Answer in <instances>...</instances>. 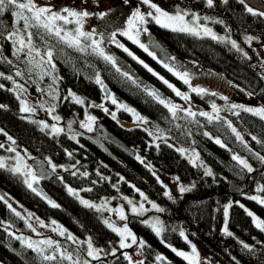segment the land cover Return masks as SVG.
<instances>
[{
  "label": "trees",
  "instance_id": "obj_1",
  "mask_svg": "<svg viewBox=\"0 0 264 264\" xmlns=\"http://www.w3.org/2000/svg\"><path fill=\"white\" fill-rule=\"evenodd\" d=\"M42 1L64 3L69 7V2L74 1L75 8H81L83 4L87 9L97 6L95 2L92 5L93 0ZM109 1L97 0L98 4L110 6ZM154 1L169 12L200 13L201 19L206 18L215 30L232 36L237 47H232L230 38L213 39L193 32L173 31L147 16L143 31L147 29L161 51L174 54V63L186 69L189 82L186 84L181 78L167 75L170 84L165 83L144 67L139 58L129 60L142 74L133 79L93 52L87 40L81 44L85 50L80 51L42 27L30 24L21 31L16 29L13 12L19 9L15 6L9 5L0 13V128L23 149L44 160L49 158L58 168H63L43 183L45 193L51 197L47 200L26 185L22 174L8 166L0 167V220L6 223V227L0 224V262L3 264H72V259H79L84 254L74 242H64L71 259L65 254L51 256L48 252L44 254L29 248L13 231L25 234L31 231L21 215L9 207L4 195L12 201H21L39 217L62 222L78 237H90L93 244L109 252L117 245V233L106 225L104 210L90 207L78 197L83 195L88 200L110 197L116 201L123 194L137 196L138 189L147 192L149 198L158 202V209H162L155 211L162 223L161 238L142 216L130 215L129 223L144 241L134 249H127L126 253L116 251L111 258L98 260L95 264H159L157 256L163 257V252L171 253L167 243L186 246L185 234L195 242L204 264H264V231L255 226L247 212L251 208L264 221V204L250 199L252 196L264 199V191H260L264 189V161L259 159L264 157V119L241 107H232L238 105L235 98L256 100L264 106V47L250 44L264 42V15L249 13L239 0H213L211 6L207 0ZM245 3L257 13L264 12L262 0H245ZM17 32L30 33L36 46L53 52L56 63L53 81L57 85L51 104L54 111L62 117L74 114L81 117L90 112L126 141L134 149L135 156L130 158L116 152V159L109 158L84 137H72L68 132V135L53 133L29 112L21 111V96L11 89L13 83L16 87L18 83L14 78L7 79L15 67L9 51L12 47L17 48ZM123 37L119 34L115 39L119 41ZM247 37H251L252 42ZM132 46L145 62L149 61L155 69L159 67L139 45ZM97 75L101 84L96 83ZM24 77L34 90L37 83L34 78ZM145 77H148L147 81H144ZM151 78L159 86L156 90L162 88L161 91L173 96L174 100L184 103L191 100L206 108L219 104L220 112L201 115V112L183 108L170 110L150 91L154 88ZM171 84L177 86L181 95L169 87ZM104 87L109 89L108 95H105ZM194 88L203 91H193ZM70 92L83 103H76ZM38 95L45 99L44 92ZM185 95L187 100L183 98ZM111 97L141 113L147 119V128L123 124L122 121H129L131 116L124 107H119L113 118L108 110V107H115L110 102ZM233 127L239 133V139L232 131ZM159 132L174 137L186 148L196 147L201 165L191 164L164 139L157 144L151 143L154 133ZM215 135L219 136V144ZM236 154L246 160L253 171L248 172L233 160ZM148 163L155 165L157 170L175 173L184 184L191 186L179 196L165 195L166 191ZM209 170L211 175L206 174ZM49 201L58 207H53ZM227 205H231L228 208L231 235L223 230ZM245 244L249 247L245 248ZM126 255L131 259H126ZM45 256L54 259H45Z\"/></svg>",
  "mask_w": 264,
  "mask_h": 264
},
{
  "label": "rangeland",
  "instance_id": "obj_2",
  "mask_svg": "<svg viewBox=\"0 0 264 264\" xmlns=\"http://www.w3.org/2000/svg\"><path fill=\"white\" fill-rule=\"evenodd\" d=\"M264 1V0H262ZM23 2H27V0H23ZM95 5L91 9H87L85 4L81 5V8H75L74 1L69 2L70 7L67 6L66 4L62 3L61 5L57 3H43L42 0H34V3L37 7H43L49 9L50 12L52 13H57L60 15H67V13L64 11L65 9L69 11H74V12H88L89 15L85 17L82 21V31L92 33V39H95L97 41H101L100 47L104 49V52L107 55H111L114 60H115V67H118L121 72L127 73V75H130L133 79H138L140 78V75L142 74L137 71V66L132 65L130 63V59L136 57V59H140V61H143V64L147 65V69H152V73H155L156 76L162 79L163 82L168 80V76L173 75V77H178L179 76L175 75L174 73H181L182 75L185 74V70L183 66H178L174 63L175 56L174 54L168 53L166 51H161V48L159 45H157L153 38H151V35L147 31H143L144 24L138 25L140 29V35H139V40L141 43H143L147 48L149 52L152 53L151 58L156 61L159 67L156 66L157 69L153 68L151 64L145 62L140 56L139 52H136L134 49L133 45H138L134 44L131 40L127 38V36L122 35V32L127 30L128 28V20L131 18L132 13L139 10L141 13L145 14V19L147 18L146 13L151 11L155 14V9H152L149 4H144L143 0H110V6L106 4H98L97 0L92 1V5ZM151 4L157 5L161 10L168 12L169 14H175L173 12H169V10H165L157 1L150 0ZM74 6V7H72ZM20 11V10H19ZM185 14V13H181ZM24 15L31 16V13L25 11ZM103 17V18H101ZM152 18V17H151ZM69 20L72 21L73 24L72 26L66 25L64 21H56V25L58 27H61L64 31L67 32H72L75 34V29L79 25L75 23L76 18L75 17H68ZM154 20V19H153ZM155 21V20H154ZM15 28L18 30H23L25 28L23 19L16 17L15 16ZM185 23L195 29L196 35H202V36H208L210 37L211 35H207L204 33L203 29L206 27L211 30L212 34H214L217 38L223 37L224 39H229L230 41L233 40L232 36H229L226 33H223V31H217L215 30L212 25L206 21V18L201 19L200 13H193L185 15ZM105 25V27H104ZM104 27V31L101 30V27ZM171 29V28H170ZM100 31V32H99ZM99 32V33H98ZM113 32H115V37H117L119 34L124 36L120 38L119 41L113 37ZM188 32V31H187ZM143 33V34H142ZM194 33V32H193ZM64 33L62 32L61 35ZM16 41H17V48L12 47L10 49V56L12 58V62L15 65V67L12 69V73L10 74L11 78L15 79V82L18 83L17 87L13 83L11 85V89L17 93L16 95L19 94L18 97L21 96L20 102L23 104L22 106H25L30 109L29 114L32 118H36L40 124H43V126L47 125L49 126L50 130L53 133H57L53 131V125H55L58 128V124L60 122V127L63 129V125L65 124L64 119L67 117H62L59 115V112L56 110L54 111V108L52 105L44 104L40 105L37 103V98L39 97V90L43 89L42 92H46L45 96L46 98H49V101H53L54 96L56 95V81H53V67L52 65L56 66V63L54 62L52 57V62L49 64L47 62V56L45 55L48 50L41 49L38 46H36L31 39V49L32 53L29 55V45H28V34L24 35L23 33L17 32L16 34ZM23 38L25 40V47L22 49L23 51H20V45L18 43L19 39ZM83 37H81L82 43L84 42ZM33 41V42H32ZM88 41V45L91 44L90 40ZM115 41V42H114ZM237 43V41H235ZM252 42V40H250ZM81 43V44H82ZM255 43V44H253ZM117 44H122L124 48H127L129 52L132 53L130 56L128 52L124 51V48L117 47ZM251 45L257 46V48L263 49L264 47V42L258 41V42H252L250 43ZM254 47V46H253ZM20 50H19V49ZM142 49V48H141ZM143 50V49H142ZM25 51V52H24ZM37 52L40 53V55H37ZM155 57V58H154ZM134 59V58H133ZM138 59V60H139ZM10 60V59H9ZM264 60V56H263ZM167 65V67L165 66ZM264 65V62H263ZM161 66V67H160ZM169 68L172 69V71H169ZM20 72V75H17L16 73ZM167 73V74H166ZM168 75V76H167ZM24 76H29L31 78H34V80L37 82L36 87L34 90L31 89V86L28 85V82H26ZM148 77L143 78L144 81H147ZM150 78V77H149ZM158 78V79H159ZM153 87L150 88V91L155 93V97H159V101L163 100L164 103L163 105H167L166 107H169V109H185L186 111H198L201 113H208V114H213L214 111L220 112L221 107H219V104H213L216 106V110L213 109V107L206 108V107H201L200 105H197L194 103V101L188 100L187 102H182L181 100L178 99H173V96H167V94L163 91H161L162 88L157 89L159 86H156L157 84L155 83L152 78L150 79ZM142 84L144 82H141ZM170 84V83H168ZM172 85V84H171ZM173 89H178L176 88L177 86L172 85ZM38 90V92L36 91ZM17 91V92H16ZM40 92V93H42ZM41 95V94H40ZM110 102L112 103L113 97L109 98ZM117 101V99H115ZM234 102L238 104L239 106L243 107H251V108H261L264 107L260 103H258L256 100L252 99H234ZM115 107L111 108L108 107V110L111 111V114L113 117H116V111L120 107V105L126 106V108H130L134 110L133 112H130V120L129 121H122L123 124L126 126H143V128H147L146 126V118L143 117L141 113H139L136 109H134L132 106H127L126 104L121 103V101H117L116 104H114ZM212 105V106H213ZM122 108V107H121ZM107 110V111H108ZM24 112V111H23ZM38 114H35V113ZM129 112V111H128ZM54 117H59V119H54ZM89 117H95L94 121H90L88 118ZM139 117V118H138ZM78 126L76 123V127L80 128L83 132H92L95 133L94 129L97 126V123L99 120H97V117L91 114L90 112H87L85 114H82V116L78 117ZM142 118V119H140ZM77 121V120H76ZM88 125L91 124V131L88 130L87 127H81V125ZM64 130V129H63ZM3 129L0 128V147L1 149H5L4 151H0V163H3V167L8 166L12 170L19 167L20 171L19 173L22 174L25 180L28 182H31L32 185L35 182V180H32V175H34L36 178H38L35 174L34 167L30 165V161L35 157V155L31 154L28 149L20 151L18 147L12 148V144L15 143L16 140H14L11 137V140L9 139V135L5 133ZM70 133V132H69ZM77 133V132H74ZM72 134V133H71ZM155 137H152L151 143L157 144L158 142L162 141L164 139L167 144H169L172 147H175L178 152H180L183 156L188 159V161L193 164V165H201V161L199 158V153L197 151V148L194 147H188L181 145L176 141V139L171 137L170 135H166L165 133H154ZM73 137V135H71ZM219 140V136L215 135L213 136ZM14 142V143H13ZM11 144V145H10ZM183 150V151H181ZM19 154V155H17ZM235 156H239L236 154ZM240 157V156H239ZM241 158V157H240ZM243 159V158H241ZM47 162L49 161V167L52 170H56L59 173V168L57 167L58 165H55L50 159H46ZM148 165L151 167L152 171L155 173L158 181H160V184L163 186L164 191L168 193V195L172 197H176V195H181L186 191V188H189L191 184L188 183H183L182 180H180L177 175L174 173H167L166 171L163 170H157L155 165H152L148 163ZM63 169V168H61ZM61 172V171H60ZM28 173H31L32 175H28ZM28 186V183H26ZM34 188V187H33ZM184 188L185 191L181 192L180 189ZM32 189V188H31ZM69 189H72L71 187ZM139 194L137 196L135 195L134 197L128 196L126 194H123L121 197H119L118 200H114L112 198H102L101 200H88L84 198L83 195H80L79 200L82 201L83 203L86 201L87 203H84L86 205H94L95 209L98 210H104V221L106 225L110 229L113 230V228H118L123 230L125 227L129 232L132 233V236L136 238V243L132 242V236H128L127 233H124V242L129 245V247L121 248L120 247V242H121V234L116 232L118 235V240H117V245L112 248L109 252L103 251L101 247L96 246L95 244L92 243L90 240V237H78L76 236L73 232L71 233L67 227L64 226L62 222H59L58 220H55L54 218L51 219H45L42 218L41 216L35 215L31 208H27L24 206L21 201H17V199H13L15 203L11 200L10 197H6L4 195V199L7 202L8 205H10L12 209L16 213H19L21 217L24 219L27 227L30 229L31 233L25 234L23 231H18L15 230L13 233L21 238L23 240L24 244H32V247L34 250H38L40 253H46L48 252L51 256L53 254H65L69 258L70 252H67L65 249H67L64 245V242H74L76 246H78L82 251H83V256L79 257V259H72V264H85L87 261V264H95L96 261L98 260L105 261L107 258H111L116 251L120 253H126V250L130 248L134 249L137 245L140 246V244L144 241L142 236H139L140 234L137 233V231L132 227V224L129 223L128 217L130 215H140L143 217V220L146 221L153 231L157 233L155 229H159V237L161 238V222L157 214H155V211L158 210V202L152 200L147 196V192L143 191L142 189H138ZM143 193V196L141 195ZM52 202V201H51ZM131 202V203H130ZM153 204L156 205V207H153ZM143 205V207H141ZM133 208L136 209V211H133ZM229 211V209H228ZM247 212L253 213V216L257 217L258 219L262 220L263 218H260L251 208L247 209ZM121 215L124 216V219H121ZM252 217V216H251ZM253 218V217H252ZM253 220V219H252ZM228 215L225 217V221L223 222V230L224 233L227 234L230 230H228ZM55 222V223H53ZM254 223V220H253ZM0 224L3 227H6V223L3 222V220H0ZM255 224V223H254ZM111 225V226H110ZM225 227L227 228V232H225ZM29 231V232H30ZM63 233V234H62ZM69 236L72 237V239H69ZM185 240H186V246L181 247V246H175L174 244L167 243V247L171 253H166L163 252V258L164 260H177L178 263L181 264H188V261L185 260L183 257L176 255V252H174L172 249H176L177 251H183L185 253H188L190 256L192 255V246L195 245V242H193L190 237H187L185 234ZM45 241H51L52 243L49 245L45 243ZM89 241L91 242L92 246L94 249L97 250L96 252V257L93 258L87 255L88 252V243ZM196 247V246H195ZM198 256H199V261H200V250L196 247ZM178 259H176V258ZM0 264H3V262H0ZM200 264H204L200 261Z\"/></svg>",
  "mask_w": 264,
  "mask_h": 264
},
{
  "label": "snow or ice",
  "instance_id": "obj_3",
  "mask_svg": "<svg viewBox=\"0 0 264 264\" xmlns=\"http://www.w3.org/2000/svg\"><path fill=\"white\" fill-rule=\"evenodd\" d=\"M239 2L241 4L245 5L246 10L249 13H252L253 15H264V12H259V13L255 12L252 7H249L245 3V0H239ZM143 3L144 4H149L152 9H155V14L153 12L149 11V12L146 13V15L149 16V17H152V19H154L155 22L157 24L161 25L162 27L171 28L173 31H177V30H179V31H188V32H194L195 34H199V33L195 32L194 28L189 27L185 23V15H186V13L185 14H181L179 11H177L175 14H169L168 12H165V11L161 10L159 7H157V5L151 4L150 0H143ZM207 3H208L209 6H211L212 3H213V0H207ZM9 5L15 6V8L20 10V11L13 12V15L23 19L25 28H28L30 26V24L32 26L42 27L45 30H47L49 33H54L57 37H59L62 41H65L66 43H68L70 46H74V47L78 48L80 51H84L85 50L83 47H81V43H82L81 37H83L84 39H87V40L91 41V44L89 46L92 47L93 52H95L98 55H100L101 57H103L104 60H106L108 62H111L113 65H115L114 58L111 55H107L104 52V49L100 47L101 41H97L95 39H92V35H93L92 33H88V32L82 31V21H83V19L85 17H87L89 15L88 12H74V11H69V10L65 9L64 11L67 13V15L65 16V15H60V14H57V13H52L47 8L37 7L35 5V3H34V0H27V2H23V0H0V13H2L4 8L9 6ZM25 11L31 13V16L29 17L27 15H24ZM68 17H75L76 18L75 23L77 25H79L75 29V34H73L72 32L64 31L61 27H58L56 25V21H60V20L64 21V23H66V24L72 23V21L69 20ZM101 18H103V17H101ZM146 22L147 21L145 19V14L141 13L139 10L133 12L131 18L128 20V28H127V30L122 32V35L127 36V38L129 40H131L134 44H138L140 48H142L145 52H148V48L143 43H141L140 40H139L140 29L138 27V25L145 24ZM144 30L147 31V29H144ZM203 31H204L205 34L211 35L213 39L217 38L214 34H212L210 29L205 27L203 29ZM62 32L64 33L63 35H61ZM115 34L116 33L113 32V34H112L113 37H115ZM221 39H223V38H221ZM246 39L250 41L252 38L251 37H247ZM18 43H19L21 49H23L25 47V40L23 38L19 39ZM231 43H232V47H234V48L237 47V44H236L235 41H232ZM28 45H29V55H31L32 49H31V34L30 33L28 35ZM117 47L124 48V46L122 44H117ZM124 51L128 52V54L130 56L132 55V53L129 52L127 48H124ZM37 55H40V53L37 52ZM45 55L47 56V62L49 64H51L52 57H53V52L51 50H48ZM149 55H152V53L149 52ZM133 58L136 59V57H134V56H133ZM140 63H143V61H140ZM165 66L167 67V65H165ZM52 67L54 68L55 65H52ZM144 67L147 68L148 66L145 64ZM148 70L150 72L152 71V69H150V68ZM117 71H119V69H117ZM169 71H172V69L169 68ZM16 74L20 75L21 73L17 72ZM153 74L155 75V73H153ZM174 74L179 76L181 79H183L184 83L187 84L189 82L188 79L186 78L187 74H183L182 75L181 73H178V72L174 73ZM0 75H2V74H0ZM125 75H127V73H125ZM7 79H12V78L11 77H7ZM96 83L97 84H101V80L99 78V75H97ZM165 83H167V81H165ZM0 87H2V85H0ZM169 87H173V86L169 85ZM173 90L176 91V94L178 96L181 95V93L178 90H176V89H173ZM193 91L202 92L203 89H195L194 88ZM69 94L73 96V98L75 99L76 103H83V100H81L79 97H76L71 92ZM153 95H155V93H153ZM183 98L185 100H187L188 96L185 95V96H183ZM157 99H159V97H157ZM160 102L164 103L163 100H160ZM112 103L116 104L117 101L113 98ZM22 104H23V102H22ZM120 107H126V106L120 105ZM212 107H213L214 110H216V106L215 105H213ZM232 107L233 108L241 107V108H243V111L251 112L254 115L259 116L261 119H264V107L251 108V107H243V106H239V105H232ZM126 110L129 111V112H133L134 113L133 109L126 108ZM170 110H172V109H170ZM21 111L28 112V111H30V109L25 107V106H22ZM105 111H107V109H105ZM190 114L194 115V113H190ZM201 115H207V113H201ZM113 118H115V117H113ZM54 119L58 120L59 117H54ZM88 119L90 121H94L95 117H89ZM140 119H142V118H140ZM229 126L231 127V125H229ZM45 127H47V125H45ZM81 127H87L89 131L92 130L91 129V124H88V125L82 124ZM53 131L60 132V131H62V129H59L55 125H53ZM232 131L234 133H236L237 138L239 139L240 138L239 133L236 132V129L234 127L232 128ZM9 139L11 140V137H9ZM253 139H256V138L253 137ZM216 143L219 144L220 141L217 140ZM0 147H2V145H0ZM181 151H183V150H181ZM17 155H19V154H17ZM138 159H139V157H138ZM232 159L236 160L240 165H242L244 168H246L248 170V172L253 171L252 167L247 163L246 160L241 159L239 156H235V155L232 157ZM259 159L261 161H264V157H259ZM3 166H4L3 163H0V167H3ZM13 171L19 172L20 168L17 167L15 169H13ZM206 174L211 175L210 170ZM28 175H32V174L28 173ZM35 179H36V177L34 175H32V180L34 181ZM26 183H28V187L29 188H32L33 191H36V189L33 188L31 182L26 181ZM69 191L71 192L72 190L69 189ZM180 191L183 192V191H185V189L181 188ZM260 191H264V189H260ZM141 195L143 196V193H141ZM165 195H168V193H165ZM250 199L258 200L259 203L264 204V199H259L256 196H252V197H250ZM49 203H51L53 207H58V205H56L55 203H53L51 201H49ZM84 203H87V202L85 201ZM89 206L91 207V206H94V205H89ZM230 206L231 205L225 206V211H224L225 217H227V215H228V208ZM9 207H11V206L9 205ZM141 207H143V205H141ZM153 207L155 208L156 205L153 204ZM241 207H243V206L241 205ZM158 210H162V209H158ZM133 211L135 212L136 209L133 208ZM16 214L19 215V213H16ZM248 215L253 217L255 226L257 228H259L261 231H264V221H262V220L258 219L257 217L253 216V213H251V212H248ZM121 219H124L123 215H121ZM53 223H55V222H53ZM155 230L157 231V234H159V229H155ZM113 231H116V232L121 234L122 239H121V242H120V247L121 248L129 247V245L124 242V233H127L128 236H132V233L129 232L126 227L123 230L118 229V228H113ZM225 232H227V228L226 227H225ZM227 234L231 235L230 232H228ZM180 235L184 236V233L181 232ZM69 239H72V237L69 236ZM132 242L136 243V238L134 236H132ZM45 243L50 245L52 242L51 241H45ZM28 247L31 248L32 244L29 243ZM244 247L248 248L249 246L247 244H245ZM172 250L174 252H176V255L181 256L185 260H187L188 264H200L199 256H198V253H197L195 245L192 246V255L191 256L188 253H185L183 251H177L176 249H172ZM96 252H97V250L93 248L91 242L89 241L87 255L90 256V257H93V258H97L96 257ZM44 258L45 259H54V257H50V256H45ZM125 258L129 259V260L131 259L127 255L125 256ZM69 259H71V257H69ZM156 259L157 260H162L164 258L162 256H157ZM85 264H87V261L85 262Z\"/></svg>",
  "mask_w": 264,
  "mask_h": 264
},
{
  "label": "water",
  "instance_id": "obj_4",
  "mask_svg": "<svg viewBox=\"0 0 264 264\" xmlns=\"http://www.w3.org/2000/svg\"><path fill=\"white\" fill-rule=\"evenodd\" d=\"M105 95L109 94V89L107 87L103 88ZM65 124L63 125L64 132H70L74 133L77 132L82 137L87 139L88 141L92 142V145L102 149L103 152H105V155H107L109 158L116 159L117 155L116 152L124 153L128 157L132 158L135 156V151L133 148H130L121 137L117 136L110 128L108 129L102 121H98L97 126L95 127L94 131L92 132H83L80 130V128L76 127V118L74 116H67V118L64 119ZM12 148L21 147L17 142L12 144ZM31 165L35 168V173L37 176H41V178L49 179V177H54L55 172L51 170V168L48 165V162L41 158L40 156H37L33 158L30 161ZM36 192L41 194L42 197H46L47 200H50V195L48 196L41 184H36L35 186ZM159 264H181L176 261H164L159 260Z\"/></svg>",
  "mask_w": 264,
  "mask_h": 264
},
{
  "label": "flooded vegetation",
  "instance_id": "obj_5",
  "mask_svg": "<svg viewBox=\"0 0 264 264\" xmlns=\"http://www.w3.org/2000/svg\"><path fill=\"white\" fill-rule=\"evenodd\" d=\"M259 4H261V3H259ZM37 92H38V90H36ZM40 91V90H39ZM40 93V92H39ZM44 94H46V92H44ZM23 101V100H22ZM47 101H49V98H46V96H45V99H43L42 97H39V98H37V103H39L40 105H44L45 103H48L49 105H51L52 104V102H47ZM72 116H74L75 118H76V120H77V126H78V120H79V115L77 114H74V115H72ZM58 128L59 129H62L61 127H60V122H59V124H58ZM59 133H65L64 132V130L62 129V131H60ZM67 134V133H66ZM68 134H70V136L71 135H73L74 137H76V138H78V137H80L81 139H83V137H81V135H79V134H77V133H69L68 132ZM67 134V135H68ZM11 145V144H10ZM2 148H4V147H2ZM19 148V147H18ZM19 150L20 151H23V150H25V149H23L22 147H20L19 148ZM38 156V155H37ZM36 155H35V157H37ZM35 157H33V158H35ZM48 164H49V161H48ZM30 165H31V163H30ZM32 166V165H31ZM34 167V166H33ZM34 170H35V168H34ZM52 170V169H51ZM56 174H58V172H57V168H56V170H53ZM36 174V173H35ZM37 176V175H36ZM38 178H36V180H35V182L33 183V187L36 185V184H41V186H43V183L45 182V181H48L51 177H49V179H44V178H41V176H37ZM44 187V186H43ZM35 188V187H34ZM32 190V189H31ZM14 203H15V201H13Z\"/></svg>",
  "mask_w": 264,
  "mask_h": 264
},
{
  "label": "crops",
  "instance_id": "obj_6",
  "mask_svg": "<svg viewBox=\"0 0 264 264\" xmlns=\"http://www.w3.org/2000/svg\"><path fill=\"white\" fill-rule=\"evenodd\" d=\"M176 259H178V258H176ZM164 261H166V260H164ZM170 261H176L177 262V260H171V259H170Z\"/></svg>",
  "mask_w": 264,
  "mask_h": 264
}]
</instances>
